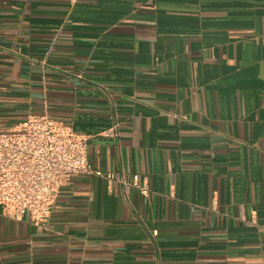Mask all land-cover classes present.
<instances>
[{
    "label": "crops",
    "instance_id": "0c3cea01",
    "mask_svg": "<svg viewBox=\"0 0 264 264\" xmlns=\"http://www.w3.org/2000/svg\"><path fill=\"white\" fill-rule=\"evenodd\" d=\"M44 114L152 193L85 173L44 222L0 205V264H264V0H0V132Z\"/></svg>",
    "mask_w": 264,
    "mask_h": 264
},
{
    "label": "built area",
    "instance_id": "2783aa9c",
    "mask_svg": "<svg viewBox=\"0 0 264 264\" xmlns=\"http://www.w3.org/2000/svg\"><path fill=\"white\" fill-rule=\"evenodd\" d=\"M120 124L115 113L104 135L120 136ZM85 173L118 180L127 198L132 187L144 198L152 193L139 174L129 180L123 168L107 174L93 170L88 138L48 114L30 117L18 130L0 132V205L10 217L30 215L37 222L46 221L61 188L73 176Z\"/></svg>",
    "mask_w": 264,
    "mask_h": 264
}]
</instances>
